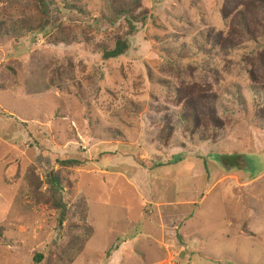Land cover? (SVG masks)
Segmentation results:
<instances>
[{
    "label": "rangeland",
    "instance_id": "obj_1",
    "mask_svg": "<svg viewBox=\"0 0 264 264\" xmlns=\"http://www.w3.org/2000/svg\"><path fill=\"white\" fill-rule=\"evenodd\" d=\"M53 1L44 31L0 39V264H264L257 0H138L137 33L110 60L123 18L100 20L105 0ZM38 3L0 0V18L36 19ZM205 33L244 47L204 54ZM211 102L216 124L189 135L184 115L203 123ZM69 159L82 166L55 163ZM50 172L71 184L61 226Z\"/></svg>",
    "mask_w": 264,
    "mask_h": 264
},
{
    "label": "trees",
    "instance_id": "obj_2",
    "mask_svg": "<svg viewBox=\"0 0 264 264\" xmlns=\"http://www.w3.org/2000/svg\"><path fill=\"white\" fill-rule=\"evenodd\" d=\"M122 1L123 0H105L106 10H104L105 12L101 14L102 17L100 18V20L105 19L108 21V23L111 26L115 27L118 23V20L120 18H123L122 25L123 28L126 30L125 38L117 37L115 48L103 53V57L105 58V60H110L125 55L126 51L129 49L128 42H126L127 38L129 36L133 37L137 33L135 23L138 22V17L136 15L135 10L137 9L138 0H132V2L131 1L122 2ZM257 4L259 5V8L261 10H264V0H257ZM51 6H55L53 0H39L38 7L36 9V17H35L36 19L28 17V15L27 17H24L19 20L13 18H7V19L0 18V39L8 38V37L20 38L23 35L31 33L33 31H44L48 26L47 16H48V10ZM245 11L240 12L237 19L239 17H242ZM140 19L141 22L145 24L148 20L147 13H144L143 15L141 14ZM242 23L243 26L241 27L245 29L247 35L249 37L252 36L249 30L250 23L248 22L246 23L244 18H242ZM230 31H232L233 33L232 35L238 37V35L234 32L233 28ZM232 35H229L228 37L224 38L222 34L213 35V36H210L209 33L202 34L201 36L202 41L198 44V50L199 52H202L204 54H209L214 52L216 55H220V52H223L228 55L237 49L239 50L243 48L244 47L243 44H238L234 42ZM66 39H68V41H71V43H73L76 40V37L73 34H68ZM207 44H210V46H207ZM261 92L264 93V90ZM215 103L216 102L209 103L208 108L210 109V111L207 113L208 116L205 115L206 119L205 121H203V123L201 122V120H199L202 119V114H198L194 110L192 111L191 116H189L188 113L184 115V118L188 121L186 132L190 133L189 135L191 136H195L196 134L201 135V133L199 132L200 125L204 126L210 123L211 126L212 125L214 126V124H216L214 119H212L215 113V108H214ZM208 117H209V122H208ZM201 137H203V135H201ZM55 163L59 165L61 168H79L80 166H82V162L75 159L57 160ZM46 185H47L46 192L49 196L51 206L58 214V218H57L58 225L61 226V224L66 222L68 216L67 205L64 201L62 193H64L67 187L71 186V184L66 179L61 177L57 172H50L46 177ZM82 221L86 223L85 219H83ZM85 230L87 231L86 236L80 240H77L75 243V245L79 247V250L82 249L84 243L92 236L93 233L90 227H86ZM4 233H5V229L3 227H0V241L4 237ZM43 260H45V256L42 254H37L35 258L36 263H40Z\"/></svg>",
    "mask_w": 264,
    "mask_h": 264
}]
</instances>
